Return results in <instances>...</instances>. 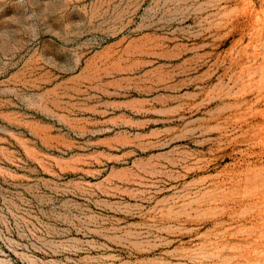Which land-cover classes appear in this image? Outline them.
<instances>
[{
	"label": "rangeland",
	"instance_id": "374dc122",
	"mask_svg": "<svg viewBox=\"0 0 264 264\" xmlns=\"http://www.w3.org/2000/svg\"><path fill=\"white\" fill-rule=\"evenodd\" d=\"M0 264H264V0H0Z\"/></svg>",
	"mask_w": 264,
	"mask_h": 264
}]
</instances>
